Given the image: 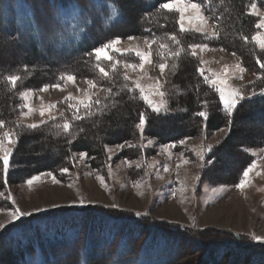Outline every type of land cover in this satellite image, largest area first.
Listing matches in <instances>:
<instances>
[{"label": "trees", "instance_id": "16d2710c", "mask_svg": "<svg viewBox=\"0 0 264 264\" xmlns=\"http://www.w3.org/2000/svg\"><path fill=\"white\" fill-rule=\"evenodd\" d=\"M167 1L0 0V120L18 139L6 182L0 160V208L10 206L8 186L33 174L49 171L64 180L61 170L71 167V153H86L95 171H103L106 145H125L119 157L142 154L145 147L137 144L141 138L136 127L141 113L146 118L142 136L158 144L195 136L203 127L215 130L228 126L227 135L207 155L211 164L201 170V179L223 183L211 175L216 169L226 168L225 158L237 153L239 160L231 181L240 180L250 162L245 149L264 146V69L257 63H264V52L251 40L258 27L257 18L249 12L254 3L264 11V0H191L202 5L218 38L188 29L182 32L178 12L159 7ZM128 35L146 40L154 62L166 65L163 89L167 106L159 113L151 110L139 89L125 79V65L137 57L114 52L112 61L101 60L109 73L106 78L96 68L94 55H85L113 38ZM172 35L179 43L170 38ZM3 43L9 44L10 51ZM202 43L238 54L247 74L260 72L255 94L241 101L231 115L223 109L215 86L205 82V75L197 71L199 62L191 46ZM177 52L178 56L173 55ZM117 61L113 71L112 64ZM64 74L92 78L98 83L100 91L92 100L98 98L100 104H91L92 114L88 115L80 103H63L54 118L36 129L20 124V93L60 84ZM10 75L21 77L15 86L7 80ZM200 111L208 113L206 120L196 115ZM258 114L260 123L256 127ZM76 115L83 119H75ZM250 118V125L245 127L244 120ZM65 121L71 125L68 133L60 127ZM224 148L227 154L222 156ZM96 208L97 215L93 214ZM118 218L132 224L120 222L116 226ZM163 224L136 213L97 206L55 208L26 216L0 234V263L264 264V245L259 242H242L241 246V237L228 233L203 235L206 233L200 231L197 234L201 237L196 240L184 227L171 229ZM187 239L199 242L195 250L181 248Z\"/></svg>", "mask_w": 264, "mask_h": 264}, {"label": "rangeland", "instance_id": "374dc122", "mask_svg": "<svg viewBox=\"0 0 264 264\" xmlns=\"http://www.w3.org/2000/svg\"><path fill=\"white\" fill-rule=\"evenodd\" d=\"M185 2L189 1L185 0ZM254 4L255 10L252 4L249 12L257 18V24H259L264 21V11L258 4ZM200 14L203 17L202 20L189 21L187 17H194L196 13L191 9L186 11L185 29L196 31L197 28H203L204 31L199 33L212 36L215 33V25L204 14L203 7ZM257 34L264 36V28H258L253 36ZM118 39L120 43L116 47L121 50L119 53H129L136 57L135 51H141L149 56V60L144 62L142 69L139 67L141 61L138 57L128 62L125 65V75L135 88L137 83L144 88V94L154 106L159 107L161 111L165 110L167 96L163 89L164 76L159 65L152 59L148 42L139 35H128ZM3 44L4 49L10 51L9 44ZM254 44L258 50L264 52L256 41ZM195 45H207V47L195 49L191 47V53L193 50L196 52L195 57L198 59L199 67L204 70V75L209 78V81L222 79L225 81L226 90H239L245 98L256 91L254 85L261 80L260 72L249 74L246 70L241 72L240 69H244V66L238 54L222 46L207 43ZM6 54L7 52H4L3 56L7 57ZM0 58L2 59L1 56ZM130 64H136V67L128 66ZM74 77V81L63 79L59 88L44 85L49 86L47 91L42 90L44 86L23 90L20 95L27 91L28 96L21 95L23 103L18 114L20 124L24 127L31 124L40 125L54 118L60 112L59 107L63 103L88 102L89 97H95L100 91V86L94 79ZM89 80H93L96 86L91 87ZM208 83L213 86L210 82ZM221 104L227 112L222 101ZM148 106L153 110L149 104ZM259 119L260 115L254 119L256 127L260 123ZM249 121L251 118L244 120L245 127L250 125ZM228 129V126L215 130L203 127L195 136L181 138L176 143L160 144L152 138L142 136L143 131L139 129L140 137L138 138L142 140H137V144L145 147L143 153L134 155L132 158L119 157L122 151L119 145L122 144L106 145L107 160L103 171H95L91 168L86 155L81 156L82 152L71 153L69 161L71 167L66 168L67 172L61 171L64 180H59L51 172L45 171L33 174L22 182L9 185L6 196L10 206L0 208V223L6 224L7 229L17 222H9L11 212L17 207L22 211L37 214L62 207L97 206L131 213H147L143 215L145 218L161 221L164 223L163 226H171V229L184 227L196 240L201 237L197 234L200 231L206 233L203 235L228 233L230 236L241 237L243 240L238 241L241 246L244 245L242 242L258 243L249 237L252 235L264 237V146L245 149L250 156V162L243 172L255 163V167L247 178L243 177L242 173L239 181L236 183L235 179L231 181L233 170L239 160L238 154L234 153L225 158L226 168H221L220 171L216 169L211 175L216 178L215 181L223 183L213 184L201 179V170L211 164L207 155L227 135ZM5 132H14L4 126L0 127V139L4 140L6 147L14 150L15 145L9 144L4 138ZM14 138L16 139V136ZM149 140L152 141L151 144H148ZM181 141L184 143L181 144ZM209 146H212L211 149ZM226 152L227 148H224L221 150V155H226ZM201 155L203 159L200 158ZM32 177H38V179L28 185L26 181ZM241 180L245 181L243 188L237 186ZM80 199L86 201L83 206L78 203ZM37 208L41 210L36 211ZM98 213L99 209L96 208L93 214ZM120 222H126L128 226L131 223L128 219L118 218L116 226ZM6 229H0V234ZM195 239L192 242L191 239H187L186 242L181 243V248L195 250V244H199ZM259 243L264 245V242ZM0 264L12 263L1 262Z\"/></svg>", "mask_w": 264, "mask_h": 264}, {"label": "snow or ice", "instance_id": "6c2138e0", "mask_svg": "<svg viewBox=\"0 0 264 264\" xmlns=\"http://www.w3.org/2000/svg\"><path fill=\"white\" fill-rule=\"evenodd\" d=\"M159 7L162 8V9H167L170 12L171 11H175V12H178L180 14V16H179V24H180V30L182 32L186 31V29H185V20H186L185 12L188 11L189 9L193 10L196 13V15L194 17H187V19L189 21H191L192 19H200V20L203 19V17L200 14L202 5L199 4V3L191 2V0H189L188 3H186L185 0H171V2L161 3L159 5ZM252 8L255 10L256 5L253 4ZM112 14H113V16L117 15V11H116L115 7H113V9H112ZM257 27L258 28H264V21H261V23L257 24ZM196 31L197 32H203L204 29L203 28H197ZM170 38L172 40L176 41V43H179V41L176 40L175 35H172ZM211 38H218V37L216 36L215 33H213ZM130 39H132V38L130 37ZM245 39H247V38H245ZM252 40L256 41L259 44V47L261 49H264V36H261L260 34H257V35H254L252 37ZM154 42L155 41H152V42H149V43H154ZM119 43H120V40L118 38L117 39H113V40L103 44L100 47H96V48L92 49V51L90 53H85V55H94L95 60L97 62L96 63V68L106 78L109 76V73L102 66L101 60H103V61H112L113 57H112L111 53L112 52H120L121 51L118 47H116V45H118ZM161 47H164V45H161ZM191 47L193 49H195L197 47H207V45H203V46L202 45H193ZM173 55L178 56L179 53L177 52V53H174ZM192 55L193 56L196 55V52L194 50L192 51ZM135 56L140 59L141 63L139 64V67L142 69L144 67V62L149 60V56L146 55L145 53L141 52V51H135ZM116 63H119V61H117V62L112 64L113 71L116 68ZM257 63H259L260 67L262 69H264V63H260L259 60H257ZM128 66H130L132 68H135L136 64H130ZM159 67H160L161 73L164 74V70L166 68V65L164 63H161L159 65ZM244 70L245 69H243V68L240 69L241 72H243ZM197 71L200 72L201 75L204 74V70L203 69H197ZM20 79H21V77H19L17 75H10V76L7 77V80L13 86H15L17 81L20 80ZM60 79H67L68 81H74L75 77L73 75H71V74H64V75H62L60 77ZM125 79H127V77H125ZM204 79H205V82H210L213 86H215V90L219 93L220 100L222 101L223 106L227 110L229 115H231L233 113V111L237 108V105L241 101H243L245 99L244 95L239 90H235V89H227L226 90V88L224 87L225 81L222 80V79L219 80V81H217V80L209 81V78L207 76H205ZM88 83H89V85L91 87H95L96 86V84H95V82L93 80H89ZM48 87L49 86H44V88L42 90L43 91H47ZM52 87L59 88L60 85L56 84V85H52ZM136 88L139 89L143 100L146 101L152 107L153 111L156 112V113H159L161 111V109L159 107L154 106L152 104V101L149 100L148 96L144 94V92H145L144 88L141 87L139 85V83L136 84ZM108 91L111 92V89H108ZM254 94L255 93H253V95ZM261 94H264V89L261 90ZM21 95L24 96V97H27L28 96V92L26 91V92L22 93ZM160 95H163V93H160ZM92 103H95V104L99 105L100 104V100L97 98V99H95L93 101L92 98L89 97V103H84L83 101L80 102V104L83 106V108L85 109V111H86V113L88 115L92 114L91 111H90ZM78 110L79 109L77 108V111ZM41 115H43V113H41ZM196 115H198L199 117L204 118L205 120L208 117V113L205 112V111H200V112L196 113ZM75 119L79 120V119H83V117H81L80 115H76ZM4 123L5 122L3 120H0V127H3ZM145 124H146L145 115L143 113H141L140 114V118H139V123L136 125V127L138 129H140L141 132H142ZM26 127L31 128V129H36L38 127V125L31 124V125H27ZM60 127L63 128L65 133H68L70 131L71 125H70V123L68 121H65ZM81 131H83V130L81 129ZM14 136H15V133H12V132H5L4 133V138L7 139L9 144L15 145L18 142V139H15ZM69 143H71V141H69ZM151 143H152V141L149 140L148 144H151ZM180 143L183 144L184 141H181ZM124 146L125 145H123V144L119 145V148L123 149ZM132 146L133 145H129V147H132ZM211 147L212 146H209V149H211ZM0 153H2V155H0V160H2V172H3V176L5 178V182H6V179H7L9 170H10V157L13 155V149L9 148V147H6L5 144H4V140L3 139H0ZM84 155H86V153H82L81 154L82 157ZM200 158L203 159V156L201 155ZM109 159H111V157H109ZM185 163H187V161H185ZM254 167H255V163L250 165L249 168L246 169L243 172V177L247 178L249 176V173L252 171V169ZM61 171L62 172H67L68 169L65 168V169H62ZM49 175H51V174H49ZM37 179H38V177H32V178L28 179L26 181V183L28 185H31ZM244 184H245V181L241 180L240 184L237 185V186L243 188ZM78 203L81 206H83L86 203V201L83 200V199H80L78 201ZM53 206H55V205H53ZM112 207H116V205H112ZM35 210L36 211H40L41 209L37 208ZM31 214H32L31 212L22 211L19 207H17V208H15L14 211L11 212V214H10L11 219H10L9 222L11 223V222L18 221L22 217L30 216ZM136 215H147V213H143V214L142 213H136ZM6 227H7L6 224L0 223V229H6ZM249 239L254 240V241H258V242H264V237H261V236L252 235V236L249 237Z\"/></svg>", "mask_w": 264, "mask_h": 264}, {"label": "bare ground", "instance_id": "6f19581e", "mask_svg": "<svg viewBox=\"0 0 264 264\" xmlns=\"http://www.w3.org/2000/svg\"><path fill=\"white\" fill-rule=\"evenodd\" d=\"M101 231V230H100Z\"/></svg>", "mask_w": 264, "mask_h": 264}]
</instances>
